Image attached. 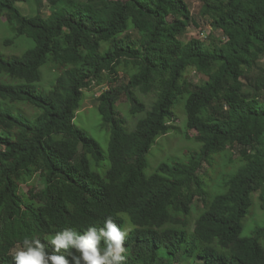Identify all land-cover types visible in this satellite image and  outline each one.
Here are the masks:
<instances>
[{
	"label": "trees",
	"instance_id": "obj_1",
	"mask_svg": "<svg viewBox=\"0 0 264 264\" xmlns=\"http://www.w3.org/2000/svg\"><path fill=\"white\" fill-rule=\"evenodd\" d=\"M202 1L224 39L182 38L194 20L187 0H50L46 12L32 14L18 0H0V24L6 17L14 32L5 45L33 41L22 54L0 49V264H14L25 238L52 252L57 232L83 234L107 219L122 230L131 222L126 264H264V225L243 235L254 194L264 202V73L245 81L264 57V0ZM50 62L61 72L41 91ZM189 68L208 78L193 83ZM105 82L97 100L111 125L108 155L75 123L85 90ZM184 93L200 150L148 174L147 155L174 128L173 106ZM122 94L133 114H144L133 130L117 109ZM142 94L153 97L150 106ZM19 102L40 112L19 116L8 105ZM236 147L240 164L218 191L203 164ZM197 197L203 207L191 220ZM60 254L69 264L79 255Z\"/></svg>",
	"mask_w": 264,
	"mask_h": 264
},
{
	"label": "rangeland",
	"instance_id": "obj_2",
	"mask_svg": "<svg viewBox=\"0 0 264 264\" xmlns=\"http://www.w3.org/2000/svg\"><path fill=\"white\" fill-rule=\"evenodd\" d=\"M191 8V12L194 16V20L190 22L187 32L183 35L184 40H190L192 38H200L204 40L207 44L213 40L218 41V39H224V35L221 29L217 28L213 24L212 17L209 15L203 14V1L202 0H187ZM50 0H18V6L22 9L25 14L35 13L36 10L40 9L42 11L48 10V5ZM6 21V17L3 18L2 23L0 24V49L5 54H22V52L28 48L32 43L27 36H20L16 39L15 44L10 46L5 45V39L14 36V32L11 30V23ZM33 31L28 33L32 35ZM130 34L134 37L138 36V32L130 31ZM32 41V42H31ZM261 68H264V57L260 60V66H256L255 70L249 75L248 78H245V81L249 82L256 80V78L262 79L259 77L262 75ZM43 78L40 82L37 83L39 90L48 91L53 86V81L56 76L61 72V69H58L52 63H48L43 68ZM121 75L122 72H121ZM186 77L189 78L193 83H201L205 81L208 76L203 73L198 72L194 68H189L186 72ZM123 80H127V77H122ZM250 79V80H249ZM109 84L107 82L101 85H95L91 88L85 90V101L82 108L77 111L75 123L86 130L90 135L96 138L106 155L109 154V146L111 140V125L104 121L99 109H98V100L97 97L107 88ZM141 97L148 103L153 100L152 96L141 95ZM264 97V94H263ZM188 98V93L181 95L173 106L174 116L172 117L171 123L174 125L169 133L162 135L156 139L150 152L147 155L148 165L146 167V173H152L157 165L161 161L172 162V160L177 157L181 159H187L188 154L191 151H199L200 144L195 140V130H189L187 126V112H186V101ZM11 108L14 109L16 114L29 116L31 119H34L36 114L40 112V109L37 107H32L24 103H9ZM117 109L119 114L125 119V124L129 130H133L136 126L138 119L144 114H133L131 112V104L127 99L125 94L121 95L120 100L118 101ZM214 164L211 166L208 162H204L202 167V173L204 174V179L206 183H210V186H213L214 182L216 184L213 187H217L218 191L224 190L221 185L224 181L223 176L240 164L239 161V147L229 148L226 151L215 154ZM231 159V160H230ZM38 187H42L43 183L41 178L37 177L35 181ZM27 187L26 185L23 186ZM261 191L254 194V206L251 212L244 219L243 223V235H251L252 232L259 226L264 225V206L263 201L260 198ZM193 210L190 214L191 220H193L200 210H202L203 203L197 197L193 202ZM131 224V222H128ZM127 223V224H128ZM127 225L126 232L130 230L131 225ZM124 230V231H125ZM264 244V239L262 240ZM178 264V263H176ZM196 264H200L199 261Z\"/></svg>",
	"mask_w": 264,
	"mask_h": 264
},
{
	"label": "clouds",
	"instance_id": "obj_3",
	"mask_svg": "<svg viewBox=\"0 0 264 264\" xmlns=\"http://www.w3.org/2000/svg\"><path fill=\"white\" fill-rule=\"evenodd\" d=\"M127 232L122 230L112 219L105 220L102 227H88L81 232L65 228L57 232L50 240L54 246L47 251L45 243L38 238L23 239L22 246L13 254L14 264H69L62 250L75 249L78 256L75 264H126L125 239Z\"/></svg>",
	"mask_w": 264,
	"mask_h": 264
}]
</instances>
